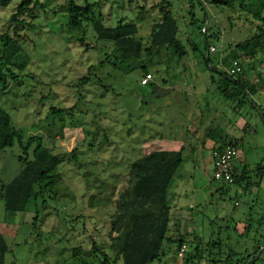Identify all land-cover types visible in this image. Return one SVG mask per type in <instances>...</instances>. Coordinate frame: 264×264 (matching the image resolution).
Segmentation results:
<instances>
[{
    "label": "rangeland",
    "instance_id": "374dc122",
    "mask_svg": "<svg viewBox=\"0 0 264 264\" xmlns=\"http://www.w3.org/2000/svg\"><path fill=\"white\" fill-rule=\"evenodd\" d=\"M67 1L43 0L23 32L24 69L17 78L0 81V107L24 142L40 136L61 159L51 192L56 197L31 200L24 211L11 213L4 209L2 186L21 170L20 157L31 158L32 147L25 155L17 143L0 150V235L8 245L4 264H80L73 249L81 247V258L92 259L94 243L114 258L119 235L109 223L119 218L118 205L131 198L130 164L154 150L182 151L168 195V236H183L186 247L182 252V246L165 243L164 255L153 264H197V242L198 264H242L255 243L264 241V85L257 83L258 75H264V53L237 58L245 81L256 84L251 99H226L221 73L227 69L223 59L230 60L235 45L264 27L253 17L252 0H244L243 6L240 0H164L186 55L178 59L167 47H151L141 60L125 65L111 59L100 64L113 45L97 43L90 28L81 42L82 30H70L60 9ZM95 1L101 4L94 11L107 26L120 19L135 22L138 37L149 46L162 0ZM16 3L0 7V34H11L8 25ZM210 46L216 51L210 52ZM143 61L154 72L157 88L140 85ZM87 75L90 81L80 90L78 80ZM164 87L168 95H163ZM74 104L79 110L74 119L60 121L52 113ZM215 127L236 142V174L246 168L252 172L248 181L259 183V189L213 178L218 143L207 131ZM258 255L261 259L251 264H264L263 248ZM115 264H122L121 259Z\"/></svg>",
    "mask_w": 264,
    "mask_h": 264
},
{
    "label": "trees",
    "instance_id": "16d2710c",
    "mask_svg": "<svg viewBox=\"0 0 264 264\" xmlns=\"http://www.w3.org/2000/svg\"><path fill=\"white\" fill-rule=\"evenodd\" d=\"M12 1L0 0V7L5 8ZM16 1L8 25L11 34L9 32L0 34V41L2 42L0 48V81L3 83L7 82V76L17 78L20 71L22 72L24 69L27 60L22 58L20 53H22L21 44L26 42L27 39L23 32L31 27L34 12L43 6V0ZM231 1L234 0H210L213 4H228ZM243 2L244 0H240L242 6L244 5ZM251 2L254 8L252 11L253 17L264 25V0H252ZM100 4V1L95 0H68L66 4L60 6V9H64L67 14V27L74 31L82 30V38L79 39L81 42H84L86 28H90L97 43L106 42L113 45L110 50L112 53L107 52V57L100 61V64L106 63L108 59L119 61L122 65L132 60H141L145 51H150L151 47L160 46L170 49L178 59L186 55L184 45L177 38L179 28L169 9L170 4L168 2L162 0L159 5L160 20L153 24L151 28L148 36L149 46H145L141 41V37H138V27L135 22L124 23L120 19L115 25L107 26L102 16L94 11ZM234 51L235 54L231 56L230 60L223 59L227 67L240 54L253 58L257 53H264V27L259 34L243 43L236 44ZM241 67L242 71L235 78L229 76L227 72L221 73L222 78L225 79L223 82L224 88L221 92L226 99L232 101L241 99L244 101L251 99V95L256 91V84L248 85V81H245L243 77L245 68L242 64ZM138 68L142 71L139 78L141 80L145 74L149 73L150 69L144 64V61ZM14 69H18L19 72H15ZM91 75L93 76V74ZM257 79V83L264 85V75H258ZM89 81L90 76L88 75L79 79L77 85L80 90L82 89L81 86ZM255 106L257 107V105ZM260 111L262 110L260 109ZM78 112L77 104L63 109H52V113L56 114L60 121H63L65 117L74 119ZM73 125L77 127L76 124ZM207 137L218 143L216 151H220L228 145L237 147L236 142L227 139L224 130L220 127L209 129ZM16 143L24 149V155L30 147H32V150L31 158L27 155L20 157L22 168L17 176L10 183L2 186L4 209L11 213L24 211L31 200L41 198L43 202L47 197H56L55 194L51 196V192L57 185L55 173L61 164V159L44 146L43 139L40 136H30L24 142L23 134L12 125L9 113L0 107V150L11 148ZM182 161L181 150H154L133 160L130 164L133 183L128 193L131 198L129 201H124L118 205L120 207L118 209L119 218L115 221L110 220L111 223H109V227L116 230L119 235L118 239L115 240L110 230L111 238L115 240L116 255L112 258L105 252L103 247H97L94 243L91 247L94 255L92 259L85 260L81 258L83 252L81 247L73 249V257H79L80 264H91L90 260L97 262L96 264H115L118 259H121L122 264H153L164 255L165 243L177 244L180 248L184 243L183 236L179 235L175 239L168 236L171 217L168 195L173 177ZM257 168L261 167L257 166ZM251 173L246 168H243L240 174H236L234 171L231 184L244 183V186L249 189L252 187L259 189V183L248 181ZM200 246L197 253V242L194 254L195 256L198 255L197 264L201 252ZM260 248L264 250V241L255 243L251 257L243 258L242 264L259 261L261 259V255H258ZM7 252L8 245L4 237L0 235V264L5 263ZM194 255L187 257L189 260L186 261H193ZM229 259L228 256L227 260Z\"/></svg>",
    "mask_w": 264,
    "mask_h": 264
},
{
    "label": "built area",
    "instance_id": "2783aa9c",
    "mask_svg": "<svg viewBox=\"0 0 264 264\" xmlns=\"http://www.w3.org/2000/svg\"><path fill=\"white\" fill-rule=\"evenodd\" d=\"M205 31V30H203ZM210 52L216 51L215 47H209ZM242 71L241 64L239 60L235 59L227 67L226 72L229 76L235 78V76ZM153 75L151 73L145 74L141 80L140 85L145 86L150 81L153 80ZM238 148L232 145L224 147L220 151H215L213 154V166H214V176L213 178L217 181L223 183L231 184L233 182V159L237 156ZM185 244L182 245L181 251L184 252Z\"/></svg>",
    "mask_w": 264,
    "mask_h": 264
},
{
    "label": "crops",
    "instance_id": "0c3cea01",
    "mask_svg": "<svg viewBox=\"0 0 264 264\" xmlns=\"http://www.w3.org/2000/svg\"><path fill=\"white\" fill-rule=\"evenodd\" d=\"M149 73H151L154 77H153V81H151L150 82V86H155V88H157V85H158V82H157V80H156V77H155V75L153 74L154 72H152V71H149ZM166 90H167V88H165L164 87V91L162 92L163 93V95H168V94H166ZM185 97V98H184ZM183 98L186 100L187 99V95L185 94V96H184ZM168 102V101H167ZM201 119H199V121H200ZM198 121V122H199Z\"/></svg>",
    "mask_w": 264,
    "mask_h": 264
}]
</instances>
